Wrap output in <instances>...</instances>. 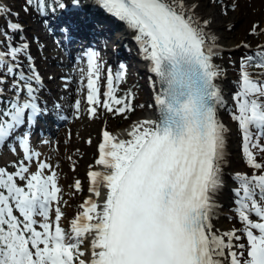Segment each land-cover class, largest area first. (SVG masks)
<instances>
[{
  "label": "rangeland",
  "instance_id": "obj_1",
  "mask_svg": "<svg viewBox=\"0 0 264 264\" xmlns=\"http://www.w3.org/2000/svg\"><path fill=\"white\" fill-rule=\"evenodd\" d=\"M209 1V10L216 14L217 22L226 25L224 26L225 33L234 42H241L239 47L224 53V58L230 84L234 85L235 88L232 91L234 104L226 102L228 112L225 114L238 136L236 142L238 164L233 169L238 174V178L232 187L237 190L235 196L239 194L242 199L237 197L234 201L233 197L224 212L233 221V225H231L236 227V235H238L237 238L239 240L237 248L238 250L240 249L241 263L264 264V248H257L258 246L252 242V237L257 235L264 238V196H262L264 195V154L263 152L255 151V158H245L242 155V151L245 149L244 145H247L242 142L243 137L245 139L246 136H254L255 133L257 135L264 125V83L252 80L246 81V79L242 83V72L244 70L240 60L243 53L249 55L264 53V0ZM19 3L20 0H0V23L9 22L8 24H11L14 16H19L22 27H30V30L37 35L32 38L34 44L30 43L29 38L26 40L28 47H22L21 53L17 56L21 58L25 53L31 56L32 61H29L28 65H23L29 67L28 72L25 71L26 77L35 78L34 75L38 76L40 74L41 77L48 78L59 73L58 68L60 67L68 70L72 69V64L70 63H65L66 66H57L58 64L53 62L54 60H65L66 62V56L65 53H62L63 48L60 46L58 37L51 34V31L47 29L49 20L44 16H35L34 18L27 16L26 13H23ZM9 7L12 9V13L8 10ZM4 14L6 17H3ZM129 19H131L130 16ZM8 24H5V26H9ZM1 30L2 28H0V32ZM119 35L121 36V31L111 35L114 38L106 45L104 54H102L103 51L99 50L101 54L97 57L98 60L90 68L86 77L88 85L92 89L91 91L97 97L96 99L91 98L86 104V108L91 110L90 119L96 125L95 133H88L83 138V143L80 136L77 133L74 136L73 133L70 142L64 141L63 144L67 146L68 151L65 155L62 154L57 161L53 150L55 134L51 137L44 136L40 140L37 139L36 142L31 144L32 146L35 145L36 149L29 150L28 154L24 152L31 159L25 160L22 153L20 160H15L17 161L16 168L11 167L12 163L9 166L5 164L14 161V157L18 153L16 151L12 153L10 151L4 152L2 151L3 149H0L3 152V157L1 156L2 159L0 161L2 165L4 164L2 169L6 173H12L11 180L22 191L21 197L29 198V200H22V203L30 202V200L37 201L38 204L39 202H47L45 212L35 211L38 222L33 224L28 221L31 225V232L36 238H39L40 250L48 259L46 264H61L62 260L67 256H71L70 253L68 254L64 250L62 245L69 246L80 242L83 254L78 264L86 263L87 252L85 248L87 241L84 236L81 237L79 235V232L83 229L84 222L82 220L85 218L82 214L84 210L82 203L89 195L91 176L89 169L96 168L101 160L99 150V141L101 139L99 136L102 134V127L107 126L108 130L113 132L117 128L127 125L130 121L147 115L149 110L150 104L148 100L150 98L147 94V85L150 78L146 75V72H142V65L139 61L133 59V57L126 58L127 63L125 65L123 60L118 61L117 64L109 60L113 58L112 56L117 52V49L121 47L120 43H116ZM40 46L47 47V49L44 50ZM1 47L2 44H0V52ZM131 48L132 45L129 44L122 49L123 51L121 49L120 51L124 53L125 50L129 51ZM129 54L133 53L130 51L128 53L125 52V56H129ZM134 55H136V52ZM34 58L37 61H33ZM51 58H54V60ZM23 66L20 67L22 70H24ZM35 67L39 74L35 72ZM245 73L249 74L251 78L264 80V69L249 70ZM59 79V77H55L54 80L56 81H49L46 85H52L55 89L61 90V87H59L61 79L60 81ZM19 82L17 80L16 84ZM5 85L8 86L10 93L11 86L9 85H13V82ZM40 87L35 84V88L39 91L42 90ZM243 91H246V94ZM54 93H57L58 98H66V95L61 91ZM250 94L254 97L253 99L248 98ZM122 95L132 97V106L135 108V112L129 120L122 118V116L118 117L114 108V104ZM66 105H72V103L67 100ZM239 106H246L248 111L250 110L249 115L244 110H240ZM63 110L65 111V109ZM73 111H70L73 115L70 114L67 123L73 122L72 125H75L77 123V114L75 110ZM240 114L243 118L239 117L241 116ZM75 130L73 131L75 132ZM258 143H260V146H264V138H260ZM59 164L63 166L62 174L59 173ZM248 177H254L258 182L253 184L246 180ZM20 190L17 189L18 193H21ZM256 191L263 193L260 195L261 198L254 197ZM26 192L32 196L27 197ZM17 198L16 202L19 207V200L22 198ZM237 202L239 203L237 204ZM23 207L20 210L26 217V213L28 215L29 212L24 207L25 213Z\"/></svg>",
  "mask_w": 264,
  "mask_h": 264
},
{
  "label": "bare ground",
  "instance_id": "obj_2",
  "mask_svg": "<svg viewBox=\"0 0 264 264\" xmlns=\"http://www.w3.org/2000/svg\"><path fill=\"white\" fill-rule=\"evenodd\" d=\"M77 1L78 4L83 3L85 5H93V3H96L97 8L95 9L108 11L114 17H117L116 23H111L107 19L103 21L111 26H119L118 28L121 29V36L118 38V43L121 44L120 49H124V47L129 44L132 45L129 51L133 54L136 52V57L142 65V72H146V75L150 78L147 85V94L150 98L148 100L150 106L147 115L134 119L127 125L117 128L113 132H110L107 126H103L102 134L99 136L101 139L99 141L101 160L96 168L89 169L91 175L89 181V195L82 203L84 209L82 214L85 218L82 220L84 222L83 229L79 232V235H81V237L84 236L87 241L85 248L87 257L85 264H106L107 241L109 236L108 229L111 225L110 218L113 213V206L117 201L116 197L119 189L124 179L127 177L126 174L134 164V160L141 153L142 149L155 132L156 123H154L152 118L155 116L158 118L160 112V106L156 103V93L159 92L160 83L158 82V73L155 70L154 56L156 51L153 49L149 38L144 34L142 28L138 27L133 20L129 19V16L126 15L119 5H114L109 0ZM159 1L166 3L181 14L187 20L193 32L198 36V41L203 47L209 50L216 89L218 151L213 170L214 173L210 181V187L207 193L208 197L205 203L207 237L213 264H242L239 254L240 249L238 250L237 248L239 240L237 238L238 235H236V227L232 226L233 221H231L230 216L224 212V209L228 206L230 201H232V198L234 197L235 199V192L237 190L232 186L238 178V174L233 170L238 164L236 143L238 136L232 128V125L228 122L225 114L228 112L226 99L230 97L235 88L234 85L230 84L224 53L239 47L241 42H234L231 40L230 36L225 33L224 26L226 25L217 22L216 14L209 10V0ZM72 14L73 11L70 10L62 15L60 20L54 22V27L65 25L67 21L68 26ZM100 16L105 17L106 15L104 16L102 14ZM99 20L100 19L94 14L85 15L81 25L69 29L70 35H88L90 39L95 42L96 37L100 35V29L97 27V22ZM117 31L120 33L119 30ZM44 48L47 49V47ZM91 51L93 50L89 48L81 51V53H79L80 58L71 63L72 69L68 70L60 67L58 68L59 73L51 77L48 75L49 77L47 78L50 82L54 80L55 77L61 79V81L59 79L60 84L58 83L61 90L55 89L52 85H49L47 86L48 95H53L58 102L64 103V108L66 110L64 122L54 131L53 150L56 161L61 158L62 154L65 155L68 151L67 146L63 144L64 141L70 142L73 133L74 136L77 133L81 141L88 133H95L94 130L96 125L92 123L90 119L91 110L86 108V104L91 98H97L91 91L92 89L86 80L87 73L96 62V54L94 55L95 57H92ZM118 51V55L117 53L113 55V58L117 59V61H120L121 58L124 57L123 55H125V52H129L126 50L124 53L120 50ZM51 59L54 60V58ZM35 61H37V59H35ZM68 61L67 58L66 62ZM53 62H56V64H58L57 66H66V64H68H64L63 61L54 60ZM35 77L39 79L38 83L45 80V78L38 77L37 75H35ZM58 91L65 94L66 98H58L57 93H54ZM46 92L47 91L44 90L43 95H46ZM43 95L40 93V95L35 98V101L31 100V102L28 103V108L35 105L41 107L39 102L45 100L43 99ZM67 100L69 103H72V105H65ZM73 110H75L77 114V123L75 125H72L73 122L67 123L70 114H72L70 111L72 112ZM28 114L30 115L31 113ZM92 116L94 115L92 114ZM73 128L76 129L75 132ZM25 152L28 154L29 151L25 150ZM58 167L59 173L62 174L63 166L59 164ZM246 180L253 184L258 182L254 177H248ZM262 194L263 193L256 191L254 197L261 198L260 195ZM21 205L28 209V217L30 221L34 223L38 222L35 211L40 210L45 212L47 202H39L38 204L37 201H30L24 204L21 203Z\"/></svg>",
  "mask_w": 264,
  "mask_h": 264
},
{
  "label": "trees",
  "instance_id": "obj_3",
  "mask_svg": "<svg viewBox=\"0 0 264 264\" xmlns=\"http://www.w3.org/2000/svg\"><path fill=\"white\" fill-rule=\"evenodd\" d=\"M67 0H20V6L23 9L24 14L28 16H40L42 13H50V11H56L61 2H66ZM19 21V19H15ZM6 38L4 40V48L6 54L15 53L16 48L22 46L24 41L23 34L19 32L16 28L10 29L6 27ZM10 58V57H9ZM243 72H242V83L246 79L256 81V79L251 78V76L245 72L254 69H264V53L249 55L243 53L240 58ZM248 70V71H247ZM7 76L11 80L20 79L18 74L7 67V63L4 60H0V76ZM262 83V82H261ZM0 85H3V82L0 80ZM246 92V91H243ZM250 97L253 96L250 94ZM132 97L122 95L119 100L115 103V110L118 117L122 116L127 120L131 119L135 108L132 106ZM10 107L9 103L0 102V112L7 110ZM240 110H244L247 115H249L248 108L245 106H239ZM237 115V114H236ZM241 115V114H240ZM246 115V116H247ZM245 116V117H246ZM243 118V116H239ZM260 137L256 136H246L243 137L245 149L242 151V155L245 158L253 157L255 151L263 152V147L258 143ZM2 176H5L6 179H1ZM9 176L7 174H0V246L7 248V253L3 257V261H0V264H46L44 253L40 250L38 239L31 233L27 222L24 218H21L20 225H22V230L19 229L17 225L13 223V220L9 218L4 207L12 206L14 212H18L16 207V202L13 201V188L14 184L8 180ZM254 243L259 244L260 240L254 238ZM26 244H29L32 247V254H23ZM81 242L76 243L75 245L63 246L64 250L70 253L71 256L68 259L63 261V264H78L82 258Z\"/></svg>",
  "mask_w": 264,
  "mask_h": 264
},
{
  "label": "water",
  "instance_id": "obj_4",
  "mask_svg": "<svg viewBox=\"0 0 264 264\" xmlns=\"http://www.w3.org/2000/svg\"><path fill=\"white\" fill-rule=\"evenodd\" d=\"M146 1H149V0H146ZM152 1H158V2H161V1H159V0H152Z\"/></svg>",
  "mask_w": 264,
  "mask_h": 264
}]
</instances>
